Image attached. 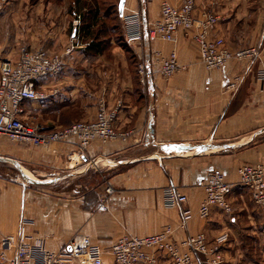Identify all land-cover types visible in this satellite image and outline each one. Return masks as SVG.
<instances>
[{"label":"crops","instance_id":"1","mask_svg":"<svg viewBox=\"0 0 264 264\" xmlns=\"http://www.w3.org/2000/svg\"><path fill=\"white\" fill-rule=\"evenodd\" d=\"M4 1L0 60H15L21 44L49 50L72 44L69 29L78 26L62 71L35 83L39 91L57 93L26 101L25 120L58 128L94 120L100 101L119 107L118 135L83 149L74 139L33 148L0 137V164L6 172H0V250L4 237L16 234L25 220L28 235L49 251H58L75 235L89 237L104 251L102 264H113L109 250L119 236L152 235L166 225L175 228L171 238L176 243L196 233H203L209 245L217 243L223 253L220 264H253L250 252L264 257V218L242 186L232 189L230 212L211 207L208 217L197 214L209 170L220 169L236 183L242 164L264 167V81L254 75L257 60L251 71L234 61L219 70L205 68L193 40L196 29H179L174 42L149 37L145 29L132 53L112 45L101 32V50L94 51L88 48L92 37L81 27V15L83 23L89 22L88 0ZM163 1L180 6L185 0H124L122 12L140 10L144 21L152 22ZM193 1L195 17L209 11L220 16L213 36L222 37L232 50L257 47L264 57L260 0ZM34 27L37 36L30 32ZM172 50L185 69L163 77L159 60ZM133 59L145 65V83L133 70ZM168 185L187 197L193 217L186 229L177 227L180 209L162 204V189ZM106 196L107 210L97 211ZM154 253L158 264H171L163 252ZM194 257V264H208L204 256ZM66 264L90 263L78 258Z\"/></svg>","mask_w":264,"mask_h":264},{"label":"built area","instance_id":"2","mask_svg":"<svg viewBox=\"0 0 264 264\" xmlns=\"http://www.w3.org/2000/svg\"><path fill=\"white\" fill-rule=\"evenodd\" d=\"M0 0V12L3 7ZM264 8V0H260ZM194 1L185 0L180 6H172L166 1L160 4L159 18L152 22L144 21L138 11L121 14L125 39L128 42H141L144 30L149 37L160 38L174 42L176 32L196 29L193 40L197 46L201 64L207 69H222L234 61L244 65L245 70L251 71L254 62L258 65L254 75L257 80L264 81V57L260 56L257 47L230 49L224 39L213 36V26L221 20L214 12H204L201 17L194 16ZM76 24L71 34L72 44L62 53H56L43 48H29L23 46L15 60H0V137L11 142L26 144L33 148L47 147L56 143H66L74 139L80 148H85L90 142L100 140L105 142L115 138L118 133L114 128L118 105L108 108L100 101L96 117L92 121H78L68 126L47 128L39 123L28 122L22 117V106L26 101L45 100L49 95L57 93L52 89L50 93L39 91L35 83L43 77L52 76L62 71L64 56L71 53L76 42ZM185 69L180 64L176 52L170 51L166 57L159 60V72L163 77ZM137 74L139 81L145 83L148 71L141 63ZM238 77H235L237 80ZM230 82L229 86H234ZM238 181L227 180L220 169H211L206 173L202 183L204 198L197 214L206 218L211 207H217L225 212L231 211L229 196L235 185L246 189L253 204L259 209L264 218V167L260 163L242 164L237 169ZM106 194L112 192L106 188ZM187 197L176 186L168 185L162 189V204L166 208L180 209L177 227L186 229L193 217V212L186 206ZM107 196L102 197L96 205L97 211H106ZM175 228L166 225L156 234L136 236L125 233L112 244L109 254L113 264H158L154 251L165 254L171 264H194L195 254L204 256L208 264H220L223 253L217 243L209 245L203 233L187 235L180 243L172 240ZM104 251L92 243L87 236L75 235L58 251H49L42 240L28 235L25 220H21L14 235H8L2 240L0 260L4 264H66L73 259H84L90 264H102Z\"/></svg>","mask_w":264,"mask_h":264},{"label":"rangeland","instance_id":"3","mask_svg":"<svg viewBox=\"0 0 264 264\" xmlns=\"http://www.w3.org/2000/svg\"><path fill=\"white\" fill-rule=\"evenodd\" d=\"M100 2V14L103 15L104 14V22H105V27L108 29V31H106V36H108L110 39H112L114 46H117L119 48H122V50L125 51H129L130 53H132L131 51V47L139 42H128L125 39V32H124V27H123V21L121 18V15L118 14L117 11V4H116V0H98ZM3 7L2 10L4 8L5 5V1L3 0ZM1 10V12H2ZM0 12V13H1ZM128 13V12H127ZM138 13L141 15L140 10L138 11ZM76 27H78L76 25ZM73 31V26L70 27L69 29V33L72 34ZM33 35L37 36V28L34 27L31 29V31ZM71 36V35H70ZM70 41V40H69ZM26 46L29 48H37V44L32 45V44H21L18 46V49ZM31 46H36V47H31ZM68 46H70V42L68 43V45L63 46L60 49H47L49 51L52 52H56V53H62ZM142 62H138L136 59L132 60V66H133V70H135V73H137L138 67ZM138 76V74H137ZM139 78V77H138ZM4 166H2V164H0V172L2 173H6L5 172V168H3ZM17 178V177H16ZM2 242V241H1ZM2 252V249L0 250V253ZM249 256V260H251L253 264H262L264 263L263 258L261 257V254L257 251V252H250L248 253L247 257ZM247 259V258H246ZM0 264H4L1 260H0Z\"/></svg>","mask_w":264,"mask_h":264},{"label":"trees","instance_id":"4","mask_svg":"<svg viewBox=\"0 0 264 264\" xmlns=\"http://www.w3.org/2000/svg\"><path fill=\"white\" fill-rule=\"evenodd\" d=\"M78 1V0H77ZM119 0H116V4H118ZM86 4V2H84ZM88 15L86 18L89 20V22H84V14L81 15V27L83 29H86L87 32H84V35H89L92 37V41L88 44V48L93 49L94 51H98L101 46V41H98L97 38L100 35L101 32H104L106 34V31L108 29L105 27L104 22V14H100V2L98 0H88ZM103 18V19H102ZM94 25V28H90L91 25ZM77 30V29H76ZM101 50V49H100ZM99 50V51H100Z\"/></svg>","mask_w":264,"mask_h":264},{"label":"water","instance_id":"5","mask_svg":"<svg viewBox=\"0 0 264 264\" xmlns=\"http://www.w3.org/2000/svg\"><path fill=\"white\" fill-rule=\"evenodd\" d=\"M123 6H124V0H119L117 4V11L119 15L122 14Z\"/></svg>","mask_w":264,"mask_h":264}]
</instances>
